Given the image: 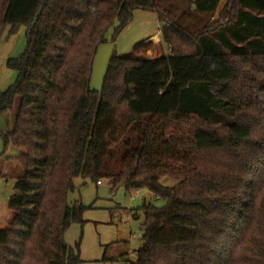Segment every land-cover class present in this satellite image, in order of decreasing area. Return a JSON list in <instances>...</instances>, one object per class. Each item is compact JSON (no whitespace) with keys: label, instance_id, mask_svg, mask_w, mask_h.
I'll return each mask as SVG.
<instances>
[{"label":"trees","instance_id":"1","mask_svg":"<svg viewBox=\"0 0 264 264\" xmlns=\"http://www.w3.org/2000/svg\"><path fill=\"white\" fill-rule=\"evenodd\" d=\"M228 2L225 21L191 28L184 17L214 15L221 0H0V34L25 24L28 36L24 54L9 59L17 81L0 91V112L19 101L3 138L21 149L22 165L0 264L81 260L79 244L65 240L83 221L85 207L69 196L78 177L166 200L143 204V243L130 264H264V184L255 180L264 175L255 117L264 113V0ZM135 8L158 14L169 50L153 56L151 37L138 41L112 57L94 90L99 44ZM192 37L190 50L177 44Z\"/></svg>","mask_w":264,"mask_h":264},{"label":"rangeland","instance_id":"2","mask_svg":"<svg viewBox=\"0 0 264 264\" xmlns=\"http://www.w3.org/2000/svg\"><path fill=\"white\" fill-rule=\"evenodd\" d=\"M226 0H221L219 9L213 14L197 17L195 20L184 17L182 22L191 28H201L204 23L223 22L227 18L225 13ZM230 2V0H229ZM228 2V3H229ZM222 6L224 8H222ZM234 13V10H233ZM164 22L158 14L149 9L135 8L130 22L119 32L111 27L106 40L99 44L94 57L91 87L101 92L109 64L114 55L121 56L130 52L138 41L154 35H161ZM157 39V38H156ZM193 37L184 40L178 38V45L184 50L193 48ZM28 46L27 26L25 24H7L0 34V91L7 90L18 79V70L9 65L10 58H17L24 54ZM168 45L163 41L153 40L148 54L157 55L167 52ZM19 101L16 98L12 108L0 112V227L5 228L12 218L13 211L9 207V199L15 190V181L22 172V165L16 158L21 149L13 141L5 145L3 133L12 129ZM260 118L259 127L264 126V113L255 112ZM264 135L259 132L258 137ZM261 174L264 173V162L261 164ZM264 184V175L261 181ZM165 185H173L176 181L164 177ZM70 199L79 200L85 207L82 214L83 221L73 222L65 231V240L75 246L79 244L81 260L77 264H130L138 258V249L142 246L144 233V215L141 210L143 204L153 203L158 206L166 204L164 198L157 197L146 187L128 189L120 185L112 189L109 181L103 180L98 184L91 178L78 177L75 188L70 192ZM130 208H138L139 217H133ZM128 252V259L121 254ZM104 256L106 258H104Z\"/></svg>","mask_w":264,"mask_h":264},{"label":"crops","instance_id":"3","mask_svg":"<svg viewBox=\"0 0 264 264\" xmlns=\"http://www.w3.org/2000/svg\"><path fill=\"white\" fill-rule=\"evenodd\" d=\"M148 38V37H147ZM157 38V39H156ZM152 40H155V41H160L161 40V35H154L152 37Z\"/></svg>","mask_w":264,"mask_h":264},{"label":"built area","instance_id":"4","mask_svg":"<svg viewBox=\"0 0 264 264\" xmlns=\"http://www.w3.org/2000/svg\"><path fill=\"white\" fill-rule=\"evenodd\" d=\"M98 184H102V181H98Z\"/></svg>","mask_w":264,"mask_h":264}]
</instances>
